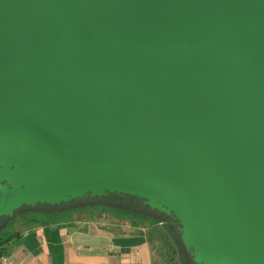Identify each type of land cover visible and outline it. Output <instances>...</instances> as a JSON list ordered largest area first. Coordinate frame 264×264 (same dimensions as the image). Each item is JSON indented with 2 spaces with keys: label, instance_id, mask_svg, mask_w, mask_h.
<instances>
[{
  "label": "water",
  "instance_id": "95a60500",
  "mask_svg": "<svg viewBox=\"0 0 264 264\" xmlns=\"http://www.w3.org/2000/svg\"><path fill=\"white\" fill-rule=\"evenodd\" d=\"M106 192L264 264V0H0V217Z\"/></svg>",
  "mask_w": 264,
  "mask_h": 264
},
{
  "label": "crops",
  "instance_id": "0c3cea01",
  "mask_svg": "<svg viewBox=\"0 0 264 264\" xmlns=\"http://www.w3.org/2000/svg\"><path fill=\"white\" fill-rule=\"evenodd\" d=\"M151 241L147 226L73 217L16 232L0 264H168L167 247L155 259Z\"/></svg>",
  "mask_w": 264,
  "mask_h": 264
},
{
  "label": "rangeland",
  "instance_id": "374dc122",
  "mask_svg": "<svg viewBox=\"0 0 264 264\" xmlns=\"http://www.w3.org/2000/svg\"><path fill=\"white\" fill-rule=\"evenodd\" d=\"M138 204L133 202L115 200L111 198H85L72 203L54 206L34 204L23 205L14 210L11 215L0 218V234L2 232H20L35 220L64 221L73 217L85 219H102L107 222H126L130 226H147L151 236V244L155 249V259H162L159 253L167 247L168 264H184L182 250L175 233L168 228V223L162 217L145 208L134 209ZM134 209V210H133ZM139 214L140 219L133 216ZM152 221V223L150 222ZM164 258V257H163Z\"/></svg>",
  "mask_w": 264,
  "mask_h": 264
},
{
  "label": "trees",
  "instance_id": "16d2710c",
  "mask_svg": "<svg viewBox=\"0 0 264 264\" xmlns=\"http://www.w3.org/2000/svg\"><path fill=\"white\" fill-rule=\"evenodd\" d=\"M85 198H111V199H115V200H121V202L123 201H128V202H133L134 204H138V207H134V209H140V208H145L150 212H153L159 216H161L165 222L168 223V228H170L176 235L178 242H179V246L181 248V252H182V258L184 259L183 262L184 264H195L192 260V257L189 253V251L185 250L183 245L180 242L179 239V231H178V223L175 219V217H173L172 215H167L165 213H162L156 209H152L149 208L146 204H144L142 202V199L133 195H128V194H123V193H115V192H106L104 195H90L89 193L79 197V198H75V199H71L69 201H65V202H59V203H55V204H46V203H37V204H42V205H49V206H54V205H58V204H67V203H72L75 202L77 200H81V199H85ZM140 207V208H139ZM133 209V210H134ZM4 216H1L0 218H2ZM134 218H136V220L140 219L139 214H135V216H133ZM36 223H42V222H58L57 220H35ZM61 221V220H59ZM152 223V221H150ZM35 224V223H34ZM17 231L15 232H2L0 234V257L3 255L4 253V245L5 243L9 240L10 236H12L13 234H15Z\"/></svg>",
  "mask_w": 264,
  "mask_h": 264
}]
</instances>
